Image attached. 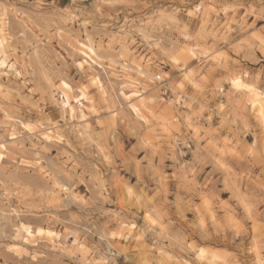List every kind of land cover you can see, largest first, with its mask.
I'll return each instance as SVG.
<instances>
[{
  "label": "clouds",
  "instance_id": "obj_1",
  "mask_svg": "<svg viewBox=\"0 0 264 264\" xmlns=\"http://www.w3.org/2000/svg\"><path fill=\"white\" fill-rule=\"evenodd\" d=\"M0 264H264V0H0Z\"/></svg>",
  "mask_w": 264,
  "mask_h": 264
}]
</instances>
